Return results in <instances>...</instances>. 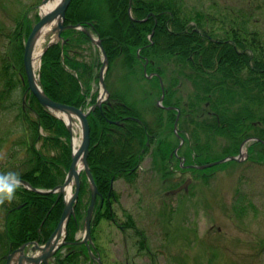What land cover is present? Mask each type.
<instances>
[{
	"label": "trees",
	"instance_id": "1",
	"mask_svg": "<svg viewBox=\"0 0 264 264\" xmlns=\"http://www.w3.org/2000/svg\"><path fill=\"white\" fill-rule=\"evenodd\" d=\"M27 11L11 16L8 29L0 27L4 42L0 57V174L12 172L34 188L49 190L63 183L72 149L63 121L27 90L22 58L33 26ZM246 21L245 15L234 20L232 15L220 18L188 10L182 0L70 1L65 25L93 31L108 59L104 83L109 98L88 115L87 160L99 193L92 222L93 251L97 254L95 231L100 221L117 224L111 208L118 195L112 183L122 179L133 184L150 152L156 173L163 177L171 174L175 145L169 140L167 126L174 125L177 112L180 126L189 133L184 148L186 164L207 163L201 158L222 140L226 143L223 157L237 155L246 139L264 142V37L247 28ZM88 45L91 41L84 32L66 29L61 41L45 51L39 84L51 100L81 109L96 103L101 62L81 58ZM144 71L153 76L148 79ZM161 84L163 106L173 109L156 105ZM185 87L187 92L182 93ZM7 121L10 123L2 125ZM260 141L249 145L248 162L264 164ZM88 202L89 184L82 174L75 215L67 225L66 241L72 243L62 248L64 254L62 249L56 254L55 264L93 263L87 247L73 243ZM63 208V197L38 194L20 185L14 198L0 205L4 213L0 261L25 243H44ZM119 226L121 231L131 229L141 236L130 215ZM140 249H145L142 239Z\"/></svg>",
	"mask_w": 264,
	"mask_h": 264
},
{
	"label": "rangeland",
	"instance_id": "2",
	"mask_svg": "<svg viewBox=\"0 0 264 264\" xmlns=\"http://www.w3.org/2000/svg\"><path fill=\"white\" fill-rule=\"evenodd\" d=\"M40 2L0 0V27L8 29L11 16L25 10H28V19L35 24L39 19ZM182 2L188 10L220 18L232 15L236 20L238 15H245L246 27L264 37V0ZM50 41H57L56 31L51 30L43 37L40 48L44 49ZM3 49L4 42L0 39V57ZM85 50L81 58L87 62L97 64L103 60L97 46L91 44ZM35 69L37 73L38 66L35 65ZM144 75L148 79L152 77L147 72ZM181 92L186 93V87ZM9 123L2 122V125ZM73 124L72 137L81 141V126L76 120ZM182 126L180 118L175 131L174 125L167 126L169 140L175 147L180 143L178 137H189ZM216 145L218 148H212L201 162L211 163L223 157L226 143L222 140ZM186 146L183 142L179 155ZM245 148L247 151L248 145ZM2 158L3 154L0 160ZM151 158V152L144 157L133 184L122 179L113 184L118 199L111 209L117 224L103 219L95 231L102 264H264V164L230 161L186 171L181 176L183 180H190L189 188L171 196L165 194L172 183L164 182L161 174L155 173ZM128 215L146 238L147 250H139L140 240L134 231L119 230L118 224L124 223ZM3 216L0 211V228ZM83 234L84 224L75 238L81 239ZM65 252L63 249L62 254Z\"/></svg>",
	"mask_w": 264,
	"mask_h": 264
},
{
	"label": "water",
	"instance_id": "3",
	"mask_svg": "<svg viewBox=\"0 0 264 264\" xmlns=\"http://www.w3.org/2000/svg\"><path fill=\"white\" fill-rule=\"evenodd\" d=\"M49 0H42L41 4H46ZM71 0H62L57 6H55L53 9L49 10L46 14L43 16H39L38 22L34 24V26L31 29V32L29 33L27 40L24 45V53H23V69L25 73V78L27 82V90L36 98L38 103L49 110L51 113H53L56 117L61 119L57 113L64 114V115H70L72 118L75 117L78 119V121L81 124V130H82V139L79 144V147L75 150L73 146V140H71V146H72V159L71 163L66 175V178L64 182L58 186H56L53 189L44 191L37 188L32 187L27 181L19 179L21 182V185L32 192L38 193V194H58V198L61 196H64V208L61 213V216L59 218V221L57 223V226L55 227L54 231L51 233L47 241L43 245H39L38 243H27L21 246L19 249L12 252L7 257L6 264H52L50 263L51 259L53 258L54 254L65 244V237H66V227L68 224L69 219L74 216V206L77 203L78 197H79V189H80V173L83 171L87 178L88 182L90 184L91 189V196H90V202L86 210L85 218H84V235L81 242H84L87 244L91 243V222H92V216L94 212V208L96 205V197H97V188L95 186L94 180L92 178V175L89 170V165L87 161L88 153H89V145H90V128L87 116L88 114L96 108V106H100V104L104 101L102 99V96L106 95V98L108 97V91L103 83V72L105 69V65L107 64V58L105 51L102 48V45L99 40H96L93 38V36L90 34L88 30L82 29L81 26L77 25H69L65 26V12L69 6ZM58 18H60V22L57 24V27L54 28L53 31L57 32V39L61 38V32L64 29H80L87 34L92 42L97 45L104 57V61L102 63V66L100 68V81L102 85L103 92L98 99V102L90 108L89 111L84 112L83 110L76 108L74 106H69L66 104H62L59 102H55L51 100L45 93L43 92L41 86L39 85L38 79L39 75H36L35 69L33 66V56H32V50H33V44L35 43V39L40 32V30L47 24L53 23ZM53 42H50L47 44L46 48L43 49L41 53V57L46 51L47 47H49ZM39 61V67H40ZM105 98V99H106ZM63 120V119H62ZM67 126V129L71 133V126L68 122L63 120ZM177 125V120L175 121V127ZM252 139L245 140L239 149V154L237 156H228L225 158H222L218 161L202 165V166H191V167H197L199 169H205L209 168L227 161L235 160V161H241L243 159V146L251 141ZM82 164L79 166V164ZM189 182V181H188ZM188 182H186L181 188L176 190V192L180 191L182 188L187 187ZM70 189V194L67 193V189ZM67 243V242H66ZM29 250V251H26ZM26 251V252H25ZM98 263L101 264L100 260L98 259Z\"/></svg>",
	"mask_w": 264,
	"mask_h": 264
},
{
	"label": "bare ground",
	"instance_id": "4",
	"mask_svg": "<svg viewBox=\"0 0 264 264\" xmlns=\"http://www.w3.org/2000/svg\"><path fill=\"white\" fill-rule=\"evenodd\" d=\"M62 0H49L46 4H42L39 7V14L41 16H43L44 14H46L49 10L53 9L55 6H57ZM60 22V18H58L56 21H54L53 23L47 24L45 25L40 32L38 33L36 39H35V43L33 44V50H32V56H33V65L35 68V65L38 66V63L40 61L41 58V53L43 51V49L40 48V43L41 40L43 39L44 36H46L51 30H54V28L57 27V24ZM57 115H59L61 118H63L66 122H68L71 126V128L73 129V119L70 115H64V114H60L57 113ZM80 143V139H78L77 137H73V146L75 148V150L78 148ZM243 152H245V149H243ZM82 164L80 163L79 166H81ZM70 192V189H67V193Z\"/></svg>",
	"mask_w": 264,
	"mask_h": 264
},
{
	"label": "clouds",
	"instance_id": "5",
	"mask_svg": "<svg viewBox=\"0 0 264 264\" xmlns=\"http://www.w3.org/2000/svg\"><path fill=\"white\" fill-rule=\"evenodd\" d=\"M21 182L17 174L9 172L6 175L0 174V205L6 201L10 202L20 187Z\"/></svg>",
	"mask_w": 264,
	"mask_h": 264
},
{
	"label": "flooded vegetation",
	"instance_id": "6",
	"mask_svg": "<svg viewBox=\"0 0 264 264\" xmlns=\"http://www.w3.org/2000/svg\"><path fill=\"white\" fill-rule=\"evenodd\" d=\"M182 157L185 158V154H183ZM177 159H178V161L182 160L181 156H179V158H177ZM185 162H186V158H185ZM180 167H183V166L180 165ZM172 172L175 173V175L173 174L171 177H166V179H163V181H168V182H171L173 184V187L171 188V190L182 186V184L184 182V181H182V177H181V175L184 173V170L182 168L173 169ZM111 198L112 197H110V199ZM119 229L122 230V226H119ZM135 229L138 230L136 226H135ZM140 234L142 235V242H143L144 246H146L147 240L143 236L142 232Z\"/></svg>",
	"mask_w": 264,
	"mask_h": 264
}]
</instances>
